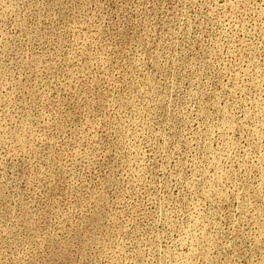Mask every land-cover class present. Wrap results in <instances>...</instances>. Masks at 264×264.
<instances>
[{
    "label": "rangeland",
    "instance_id": "1",
    "mask_svg": "<svg viewBox=\"0 0 264 264\" xmlns=\"http://www.w3.org/2000/svg\"><path fill=\"white\" fill-rule=\"evenodd\" d=\"M0 264H264V0H0Z\"/></svg>",
    "mask_w": 264,
    "mask_h": 264
}]
</instances>
